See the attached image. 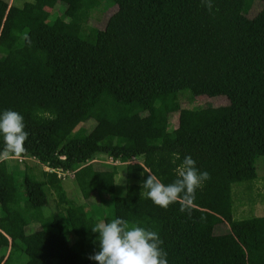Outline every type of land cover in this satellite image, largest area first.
I'll return each mask as SVG.
<instances>
[{"label":"trees","instance_id":"1","mask_svg":"<svg viewBox=\"0 0 264 264\" xmlns=\"http://www.w3.org/2000/svg\"><path fill=\"white\" fill-rule=\"evenodd\" d=\"M60 1L69 34L43 13ZM96 1L18 7L0 0V114L23 115L29 137L21 157L54 169L41 180L24 173L19 184L0 159V264H44L23 245L30 213L64 238L52 250L54 264H98L89 259L99 251L96 220L84 207L75 214L55 170L72 173L79 196H96L113 219L156 231L168 264H264V215L249 229L215 232L238 222L233 187L249 186L264 156V0L253 17L243 13L245 0H213L211 13L201 0H114L116 10L86 39L81 27ZM180 90L224 95L229 110L207 116L180 108L169 98ZM160 99L162 106L141 115ZM170 112L177 122L168 130ZM84 119L94 124L74 132ZM100 153L122 164L96 168L90 161ZM187 155L211 177L196 192L191 218L179 203L165 210L141 195L149 172L171 183ZM135 157L143 162L129 161ZM120 168L124 193L115 195ZM46 188L56 208L47 216Z\"/></svg>","mask_w":264,"mask_h":264},{"label":"rangeland","instance_id":"2","mask_svg":"<svg viewBox=\"0 0 264 264\" xmlns=\"http://www.w3.org/2000/svg\"><path fill=\"white\" fill-rule=\"evenodd\" d=\"M9 4L21 7L24 2L32 0H7ZM261 0H245L243 6V13L247 17H253L262 7ZM65 9V2H57L52 7H45L43 13L46 16V21L51 23L55 28L63 33L69 34L73 31L71 26L60 17ZM116 10L114 0H97L94 8L91 9L88 20L81 27V34L86 39H91L96 30L101 29L108 16ZM62 20V21H61ZM169 98L175 101L180 108L201 109L205 115L212 116L218 114H225L229 110V101L224 95L208 96V95H193L188 90H180ZM165 102L161 99L155 101L152 107L144 109L141 115L150 114L155 108L162 106ZM177 122L176 112L167 114V129L171 130L175 127ZM94 124L93 119L82 120L74 129V132H84ZM7 162V169L9 172H18L19 184L22 183V175L27 173L33 175L37 180L49 177L54 171L46 164L38 162L33 157H10L5 159ZM130 162H143V157H135L129 160ZM96 168H105L111 164L121 165L119 161L110 160L107 154H96L90 161ZM255 168L257 178L252 182L235 185L233 187L234 193V217L237 223L228 224L223 223L217 226L215 232L220 233L226 230H233V232L249 229L252 225V219L256 216L264 215V156H259L255 160ZM46 170L49 171V176H45ZM61 178L62 185L66 191L68 198V205L72 207L75 214L78 213L79 207H84L89 215L95 218L96 223L103 220L104 222H111L112 216L109 214L107 206H101L99 199L93 198L84 201L78 194L72 173L67 171L55 170ZM123 171L120 168L117 175V187L115 195H122L124 193L125 181L122 175ZM47 192V204L42 207L43 215L47 216L56 210L54 204V196L49 189ZM92 205H96L97 209H101V213H94L91 209ZM4 216L0 213V221ZM30 223L26 227V242L28 255H33L43 261L44 264H54V259L51 257L54 246L63 242V236L50 230L49 227L43 226L38 220L35 213L29 214ZM246 220V221H245ZM97 246L99 248L98 240ZM100 250V249H99ZM80 264H89L83 260Z\"/></svg>","mask_w":264,"mask_h":264},{"label":"clouds","instance_id":"3","mask_svg":"<svg viewBox=\"0 0 264 264\" xmlns=\"http://www.w3.org/2000/svg\"><path fill=\"white\" fill-rule=\"evenodd\" d=\"M201 5L212 12L213 0H201ZM25 39L31 43L30 39ZM25 129L24 117L20 113L5 110L0 114V134L4 142L0 159L19 158L26 153L25 141L29 133ZM179 159L178 153H172L171 163L176 164ZM174 171L175 179L168 184L149 172L141 185V195L165 210L170 205L179 203L180 211L186 212L191 218L196 192L211 178L210 173L200 171L190 155L185 156ZM91 230L99 233L97 239L100 250L90 255L89 259L98 264H168L164 242L154 230L130 224L121 218H115L111 222L101 220Z\"/></svg>","mask_w":264,"mask_h":264},{"label":"built area","instance_id":"4","mask_svg":"<svg viewBox=\"0 0 264 264\" xmlns=\"http://www.w3.org/2000/svg\"><path fill=\"white\" fill-rule=\"evenodd\" d=\"M110 160H111V162L113 161V159L110 157Z\"/></svg>","mask_w":264,"mask_h":264},{"label":"crops","instance_id":"5","mask_svg":"<svg viewBox=\"0 0 264 264\" xmlns=\"http://www.w3.org/2000/svg\"><path fill=\"white\" fill-rule=\"evenodd\" d=\"M6 2H8L7 0H5ZM258 176V175H257ZM216 230V229H215Z\"/></svg>","mask_w":264,"mask_h":264}]
</instances>
